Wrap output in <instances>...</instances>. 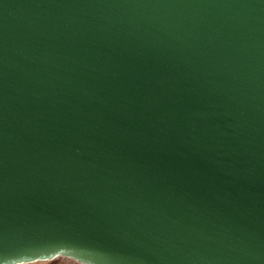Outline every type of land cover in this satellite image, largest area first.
Returning a JSON list of instances; mask_svg holds the SVG:
<instances>
[{"label": "water", "instance_id": "1", "mask_svg": "<svg viewBox=\"0 0 264 264\" xmlns=\"http://www.w3.org/2000/svg\"><path fill=\"white\" fill-rule=\"evenodd\" d=\"M264 264V0H0V264Z\"/></svg>", "mask_w": 264, "mask_h": 264}, {"label": "rangeland", "instance_id": "2", "mask_svg": "<svg viewBox=\"0 0 264 264\" xmlns=\"http://www.w3.org/2000/svg\"><path fill=\"white\" fill-rule=\"evenodd\" d=\"M33 264H80V263L73 261L71 259L65 258V257H58L50 261H41V262H36Z\"/></svg>", "mask_w": 264, "mask_h": 264}]
</instances>
